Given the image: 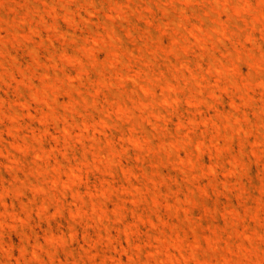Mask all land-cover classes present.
Returning a JSON list of instances; mask_svg holds the SVG:
<instances>
[{
    "label": "rangeland",
    "instance_id": "obj_1",
    "mask_svg": "<svg viewBox=\"0 0 264 264\" xmlns=\"http://www.w3.org/2000/svg\"><path fill=\"white\" fill-rule=\"evenodd\" d=\"M0 264H264V0H0Z\"/></svg>",
    "mask_w": 264,
    "mask_h": 264
}]
</instances>
